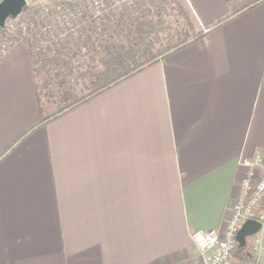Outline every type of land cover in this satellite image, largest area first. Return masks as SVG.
I'll list each match as a JSON object with an SVG mask.
<instances>
[{
  "label": "crops",
  "instance_id": "obj_1",
  "mask_svg": "<svg viewBox=\"0 0 264 264\" xmlns=\"http://www.w3.org/2000/svg\"><path fill=\"white\" fill-rule=\"evenodd\" d=\"M240 1L185 0L201 37L44 120L30 45L0 60V264L201 260L264 152V0Z\"/></svg>",
  "mask_w": 264,
  "mask_h": 264
},
{
  "label": "rangeland",
  "instance_id": "obj_2",
  "mask_svg": "<svg viewBox=\"0 0 264 264\" xmlns=\"http://www.w3.org/2000/svg\"><path fill=\"white\" fill-rule=\"evenodd\" d=\"M130 4H125L127 7H134L132 11L133 17H137V25L129 26L125 30H121L118 34L112 35L109 40V46H113L112 49L109 47V53L105 56L104 52L100 48L90 56L89 58H84V63L81 68L77 67V59L79 57H73L72 54L69 56H63V51L59 50L62 46H58V50H52V57L48 56L45 47L48 46L47 43H41V39L44 38L45 32L42 34L39 31H32L35 38L31 42L35 52L39 53V57L36 63V68L38 69L37 77L39 83V90L43 96L45 106L50 108V104H59L64 99L67 101L75 100L88 93L91 89L88 84L95 79L106 75L109 68L113 65L122 62L123 60H128L135 53H142L144 50L151 48L152 46L159 44L171 37H174L180 29L183 27L184 17L180 11L177 4L173 3L171 0H129ZM246 0H241L237 7L243 4ZM95 0H28L26 6L24 7L21 14L15 17H10L7 26L0 32V40H13V41H28L32 38L29 29L26 32L23 31V26L32 24L33 18L36 21L35 27H40V20L43 13H53L58 11L60 13H70L71 8H81L86 10V4L89 3V10L95 15H98V5H96ZM178 2L184 6L185 9H189V6L185 0H178ZM93 3V6H92ZM121 4L126 3V0H121ZM88 4V5H89ZM103 6L100 0V7ZM128 10L130 8H127ZM136 11H139L136 12ZM136 12V13H135ZM101 13V12H100ZM102 21V20H101ZM54 22V21H53ZM38 24V25H37ZM34 25V24H33ZM102 26V23L101 25ZM52 34H54L52 32ZM51 34V35H52ZM75 34V32L73 33ZM78 34V33H77ZM47 36V35H46ZM45 36V37H46ZM48 38V37H47ZM31 40V39H30ZM78 41V40H77ZM82 41V40H81ZM81 41H78L81 43ZM73 42V40H72ZM40 44V48L39 45ZM71 42L65 43L64 41L61 45L70 48ZM118 45H125L124 51H119L116 49ZM32 50V49H31ZM85 51V50H84ZM83 51V52H84ZM49 54V55H50ZM55 57V58H54ZM69 57V58H68ZM57 58L58 61L53 62ZM71 61V65L81 72L74 73L72 78L66 76V65L65 61ZM76 65V67H75ZM54 66V67H53ZM43 69V70H42ZM89 71V73H88ZM64 75L67 77H64ZM68 75V74H67ZM57 106V105H53ZM64 106V105H63ZM250 238V237H249ZM248 238V239H249ZM246 251L243 254L250 255L249 260L246 263L244 261L236 259V253H238L239 248L236 247L235 254L232 256L231 264H249L257 261L255 252V242L249 241L246 244Z\"/></svg>",
  "mask_w": 264,
  "mask_h": 264
},
{
  "label": "trees",
  "instance_id": "obj_3",
  "mask_svg": "<svg viewBox=\"0 0 264 264\" xmlns=\"http://www.w3.org/2000/svg\"><path fill=\"white\" fill-rule=\"evenodd\" d=\"M173 3L177 4L180 11L183 14L184 22L182 29L178 31V33L167 39L159 44L152 46L149 49L144 50L142 53H135L128 60H123L122 62H118V64L113 65L109 68V71L106 75L101 76L98 79L92 80L88 86L91 88L88 93L83 94L79 98L71 101H67L64 99L59 104L54 103L50 104L51 107L47 108L44 103L43 96L41 92H39V102L42 111V119H48L49 117L57 114L58 112L63 111L64 109L75 105L81 101L86 100L90 96L98 93L99 91L103 90L104 88L114 84L115 82L131 75L132 73L138 71L139 69L147 66L148 64L158 60L159 58L163 57L169 52H172L190 41L199 38L203 35L204 29L199 25L195 15L191 8L185 9L183 5H181L178 0H171ZM257 0H247L243 2L238 8L241 7H249L250 5L254 4ZM121 0H101V4L103 6H98V15H95L93 12L89 10L90 4H86V10L84 11L81 8H71L70 14H64V18L57 19L56 17L59 15L58 11L43 13L42 18L40 20V24L42 27L47 28L45 30V34L50 37L52 32L51 42L48 43V46L44 48L42 51H46L48 56L52 57L51 51H57L58 46H62L61 51H63V56H69L72 54L73 57H79L77 59V67L81 68V65L85 64L84 60L92 56L98 48L104 52L105 56L109 53L108 48L112 49L113 46H109V40L112 35L118 34L121 30H125L129 26L137 25L138 22L137 17H133V12L135 9L134 7L130 6L127 7L125 4H130L129 0H126V3L121 4ZM124 2V0H123ZM245 3V4H244ZM89 4V5H88ZM93 6V3H92ZM127 8H130L129 10ZM237 9V10H239ZM101 12V13H100ZM139 13V11H136ZM135 12V13H136ZM229 15L226 17H222L216 21V23H220L224 21ZM58 20L57 25H53V21ZM102 20V21H101ZM102 23V26H100ZM67 31L66 33H64ZM75 32V34H73ZM64 33V34H63ZM78 33V34H77ZM73 40V42H72ZM81 41L78 42V41ZM65 43H73L70 44V48H67L64 45H61L62 42ZM109 46V47H108ZM34 49V47H32ZM125 49V45H118L116 49L119 51ZM85 50V51H84ZM84 51V52H83ZM50 52V53H48ZM50 54V55H49ZM32 55L34 60L37 62L39 57V53L32 50ZM55 58V57H54ZM69 58V57H68ZM85 58V59H84ZM58 61L57 58L53 61ZM66 65V76L70 77L74 73L81 72L82 69H76L71 64V61L64 60ZM35 70L38 72V69ZM54 67V66H53ZM43 70V69H42ZM81 70V71H79ZM89 73V71H88ZM64 75V77H66ZM66 77V78H67ZM72 78V77H70ZM57 105V106H53ZM64 105V106H63ZM239 249L245 248L241 247L237 244Z\"/></svg>",
  "mask_w": 264,
  "mask_h": 264
},
{
  "label": "built area",
  "instance_id": "obj_4",
  "mask_svg": "<svg viewBox=\"0 0 264 264\" xmlns=\"http://www.w3.org/2000/svg\"><path fill=\"white\" fill-rule=\"evenodd\" d=\"M94 3L100 6V0H95ZM60 12L56 17L57 19L64 18V15H61L62 13L66 14L65 12ZM56 18L53 25L58 24ZM9 19L10 17L6 20L4 26H0V32L7 26ZM31 21L33 22L32 24L22 27L24 32L29 29L31 30L30 34L33 33L32 31L34 30L36 33L38 30L39 33L42 34V32L44 33L47 29L45 27L43 28L41 24H39L40 27H35L36 21L34 18ZM66 32L67 31L64 33ZM45 36L40 42L48 44L51 42L50 37L52 35L50 37ZM33 37L34 34L32 38H29V42L23 41L28 43L32 50L33 43L31 41L35 39ZM6 39L5 41L0 40V60L9 54L15 47L23 43ZM38 46L40 48V44ZM243 163L248 167V173L242 181L239 195L233 201L231 214L227 219L224 229L214 228L207 231L197 230L192 233L193 242L201 254V260L194 264H231L233 252L238 244L236 238L237 233L242 224L250 218L258 219L262 225L261 230L251 236L250 240L255 242V254L260 250L262 243L261 233L264 231V152L257 151L251 157L243 159ZM249 264H258V260Z\"/></svg>",
  "mask_w": 264,
  "mask_h": 264
},
{
  "label": "water",
  "instance_id": "obj_5",
  "mask_svg": "<svg viewBox=\"0 0 264 264\" xmlns=\"http://www.w3.org/2000/svg\"><path fill=\"white\" fill-rule=\"evenodd\" d=\"M28 0H0V26H4L9 17H15L22 13ZM261 222L258 219H247L237 233V241L241 247L246 246L248 238L261 230Z\"/></svg>",
  "mask_w": 264,
  "mask_h": 264
}]
</instances>
